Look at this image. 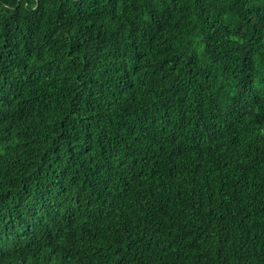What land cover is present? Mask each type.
<instances>
[{
    "label": "trees",
    "instance_id": "obj_1",
    "mask_svg": "<svg viewBox=\"0 0 264 264\" xmlns=\"http://www.w3.org/2000/svg\"><path fill=\"white\" fill-rule=\"evenodd\" d=\"M0 264H264V0H0Z\"/></svg>",
    "mask_w": 264,
    "mask_h": 264
}]
</instances>
